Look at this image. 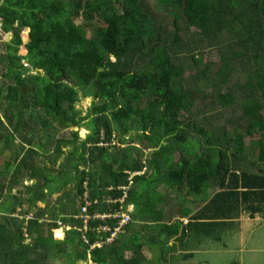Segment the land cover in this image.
Segmentation results:
<instances>
[{"label": "trees", "instance_id": "trees-1", "mask_svg": "<svg viewBox=\"0 0 264 264\" xmlns=\"http://www.w3.org/2000/svg\"><path fill=\"white\" fill-rule=\"evenodd\" d=\"M159 1L173 16L150 0H0L1 31L13 34L0 54V145L18 144L0 179V264H144L147 248L162 257L175 236L221 241L239 215L264 218V0ZM206 100L239 106L238 120L208 128L195 109ZM85 126V139L56 138ZM172 192L201 209L180 206L176 218ZM132 206L114 242L90 251L107 236L100 226L119 221L95 214ZM60 223L70 227L61 240Z\"/></svg>", "mask_w": 264, "mask_h": 264}, {"label": "rangeland", "instance_id": "rangeland-1", "mask_svg": "<svg viewBox=\"0 0 264 264\" xmlns=\"http://www.w3.org/2000/svg\"><path fill=\"white\" fill-rule=\"evenodd\" d=\"M153 9L155 10L156 13H160L166 16H173V13L176 12L175 4L172 2H165L161 3L159 0H150ZM166 15V16H165ZM170 21V18H167ZM173 21V20H172ZM79 23H83L81 20ZM90 34V33H89ZM13 38V34H4L1 31V23H0V54H4L6 52V43L10 42ZM23 39H24V44L28 43L29 41V30L26 29L23 32ZM21 54L25 55L26 51L25 48L22 47L21 49ZM206 59L209 61H217V55L215 53H209V55H206ZM5 70L3 67L0 65V90L4 87L7 86V80L3 77ZM209 93H211V90H209ZM1 100L5 101L4 98ZM207 101V100H206ZM92 103V98H84L82 101L78 104V107L83 110V115H87L88 108L90 107ZM210 100L207 102L200 101L198 102L197 106L195 107L196 112L199 114L197 117L200 120L206 121L204 122L208 128H213L215 126H224L231 128L230 124L228 121L232 119L234 122L238 120V116L241 113V109L239 106L236 107L235 110L231 108H220V109H214V108H209L206 106V104H209ZM206 110L203 111L202 110ZM85 122H88V119L85 120ZM57 126V125H56ZM73 130H79L80 138L85 139L88 136L89 130L87 126L79 128V127H70L66 129L58 128L57 133H56V138L59 137H66L69 139H73ZM192 133V132H191ZM193 134V133H192ZM40 139L44 141V136H41ZM80 139V140H81ZM19 141V139H18ZM81 141H78V144H80ZM106 144V143H105ZM139 144V143H137ZM246 151L250 156H254L253 154L256 153V149L254 145L250 144V139H246ZM18 144H12L10 147H5L3 144L0 145V179L1 180H7V178L4 177H10V171L8 170V164L11 162H14V157H15V150L17 149ZM69 149V147L65 148ZM50 151L48 150L45 151L46 154H48ZM148 154L151 152V149H147ZM44 153V154H45ZM177 157H179V154L177 153ZM47 163L50 164V161L47 158H44ZM62 160V159H61ZM30 181H26L25 184H29ZM71 187V186H69ZM161 191H164V188H160ZM219 189L217 187H213L210 189L209 194L214 195ZM171 198H172V207L174 206L175 211H178L180 206L181 208L184 206L185 211H188L189 208L192 207V204L190 202H186L185 204H182L185 199L181 196H179L176 193H171ZM180 204V205H179ZM194 207V206H193ZM25 209L27 206L25 205ZM178 213V212H176ZM30 216V215H28ZM241 216V217H240ZM248 214H241L238 217L234 218V220L228 222V231L224 232L221 234L222 241L218 242L215 240L211 241V252L198 255V257H195V259L192 260H185L182 258V256H177L174 255L170 259L169 264H231L232 262H237L239 264H264V218H262L260 215H258V223L259 226H261L258 229V235H261V239H251L249 242L255 243V246L252 247L251 249H245L241 251V247L239 243H241L240 235L236 234L240 224H239V219L242 218V220H247ZM54 235L56 237H59V239H63L65 235H63L62 232H55ZM256 235V237L258 236ZM155 252V251H154ZM152 253L151 251L147 252L146 255V260L144 264H154V257L158 256V252ZM83 264V263H81ZM85 264V263H84ZM164 264V263H162Z\"/></svg>", "mask_w": 264, "mask_h": 264}, {"label": "crops", "instance_id": "crops-1", "mask_svg": "<svg viewBox=\"0 0 264 264\" xmlns=\"http://www.w3.org/2000/svg\"><path fill=\"white\" fill-rule=\"evenodd\" d=\"M32 183V181L29 183V184H31ZM218 188V187H217ZM219 189V188H218ZM219 191V190H218ZM217 191V192H218ZM209 192H210V190H209ZM216 192V193H217ZM215 193V194H216ZM209 194V193H208ZM214 194V195H215ZM210 196H214V195H211V194H209ZM58 196H59V194H54L53 195V198H52V201H55L57 198H58ZM39 206H41V207H43L44 206V204H41V203H39L38 204ZM171 205V204H170ZM194 206V207H193ZM201 207H202V205H194V204H192V207L191 208H189V209H191V210H194V212H197L199 209H201ZM175 210V209H174ZM179 211V210H178ZM178 211H175L174 212V214L176 215V218H180V215L178 214V213H176V212H178ZM258 215H256L254 218H250L249 216L247 217V220L248 221H246V220H242V218L241 219H239V224H240V226H239V228H238V230H237V232H236V234H239L240 235V239H241V243H239V245L240 246H242L241 247V251H243L244 249H245V247H247V249H251L252 247H254L255 246V243H252V242H249L251 239H256V238H258V239H261V235H258V229L261 227V226H259V223H258V218L259 217H257ZM241 217V216H240ZM181 220L182 221H184V223L187 225L188 223H189V218H181ZM228 223H226V226L225 227H223L221 230H220V232H219V234L221 235V234H223L224 232H226V231H228ZM57 230H62V231H59V232H62L63 233V235H65V233H66V231H65V229L64 228H59V229H57ZM57 230H54L53 231V234L57 231ZM256 235H258L257 237H256ZM54 237L56 238V239H59V237H56V235H54ZM179 236H175V237H173V238H170L169 240H167L165 237H163V239L164 240H167V243H169L171 246L170 247H173L172 249H170V250H165L164 249V256H160L159 254H158V261L159 262H161L160 264H162V263H164V264H169V262H170V259L172 258V256H174V255H176V257L177 256H182V258L183 259H185L184 258V256L186 255V254H190V253H193L194 254V258H192V259H195V257H198V255H202V254H205V253H208V252H211V249H212V246H211V241H212V239L211 238H208L207 236H204L203 234H200V235H197V236H194V238L193 237H188V238H185V239H180V238H178ZM64 239V238H63ZM61 240V239H60ZM221 241H222V239H221ZM221 241H218V242H221ZM261 243H264V242H261ZM149 251H151L152 253L154 252V251H152V250H149L148 248L146 249V251H145V254L147 253V252H149ZM155 252H156V250H155ZM154 252V253H155ZM157 252H158V250H157ZM156 252V253H157ZM166 252H170L169 254H166ZM156 257V258H157ZM161 259H162V261H161ZM192 259H190V260H192ZM167 260H169V261H167ZM239 264V263H238Z\"/></svg>", "mask_w": 264, "mask_h": 264}, {"label": "built area", "instance_id": "built-area-1", "mask_svg": "<svg viewBox=\"0 0 264 264\" xmlns=\"http://www.w3.org/2000/svg\"><path fill=\"white\" fill-rule=\"evenodd\" d=\"M103 144V143H101ZM131 174V177L129 178V185L127 186H123L120 189H122L125 193L124 197L120 200H115V202H124V199L126 198V192L127 190L131 189L134 185V177L136 175H140L141 172L135 173V174ZM88 198V195H86V199ZM92 202L88 199L87 200V204L86 206L83 208V216L82 218L84 219V223H85V229H88V224H89V219L90 217L88 216V206L91 204ZM96 203V202H95ZM134 211V207H130L129 209H127L126 211H119V212H115L114 214H95V218L99 219V220H105L107 218H114L119 220L118 221V225L116 227H114L113 229H111L109 226L107 225H102L100 226L98 233H106L107 236L105 238L102 237H98V239L94 242V244L90 245V251L94 250L95 248H101L104 245H108L114 242V240L118 237V234L120 232H122L124 230V227L126 225H129L132 222V213ZM61 228H64L65 231L70 230L69 226H65L63 224H59ZM84 239L86 242H88V237L84 234Z\"/></svg>", "mask_w": 264, "mask_h": 264}, {"label": "bare ground", "instance_id": "bare-ground-1", "mask_svg": "<svg viewBox=\"0 0 264 264\" xmlns=\"http://www.w3.org/2000/svg\"><path fill=\"white\" fill-rule=\"evenodd\" d=\"M56 232H59V231H56Z\"/></svg>", "mask_w": 264, "mask_h": 264}]
</instances>
